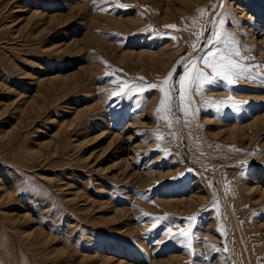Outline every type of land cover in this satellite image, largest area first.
<instances>
[{
  "label": "rangeland",
  "instance_id": "obj_1",
  "mask_svg": "<svg viewBox=\"0 0 264 264\" xmlns=\"http://www.w3.org/2000/svg\"><path fill=\"white\" fill-rule=\"evenodd\" d=\"M221 16L235 43L213 42ZM212 53L248 78L182 109L183 65L211 79ZM174 66L171 111L159 88L112 96ZM261 76L264 0H0V264H264ZM190 216L189 248L166 233Z\"/></svg>",
  "mask_w": 264,
  "mask_h": 264
},
{
  "label": "snow or ice",
  "instance_id": "obj_2",
  "mask_svg": "<svg viewBox=\"0 0 264 264\" xmlns=\"http://www.w3.org/2000/svg\"><path fill=\"white\" fill-rule=\"evenodd\" d=\"M94 7L96 6V0H93ZM118 7L120 8H126L128 6L123 4H118ZM97 10H101L97 8ZM202 14L204 10H201ZM214 24H216V32H215V40L214 43H218L223 35V38L227 42L235 43V39L232 33L228 32L225 28L226 24V18L221 16L218 21L214 20L212 21ZM168 28H175V25H167ZM201 33H198L197 35H200ZM216 53H212L211 56L202 57L203 64L205 68H210L214 76L210 79L208 74L200 69L196 68L195 64L196 61H191L190 63H185L183 65L184 67V73L179 76V79L177 81L179 85V92H180V102H181V108H184V101L187 98H190V91L192 88H196L199 90L202 82L207 81L208 83H213L215 80L219 79L222 81H226L229 85H232L235 83L236 79L240 78H248L245 73L247 69L240 64V62L233 58L232 54L228 55H220L219 59H215ZM235 57H240L241 52L239 48H237L234 52ZM244 59H254L249 57H244ZM257 67H260V65H257ZM175 72V66L173 70H171L168 73V76L161 82L160 85L157 84H136L133 82L125 81L122 79L114 78L111 82L114 84L119 85L120 87L118 89L112 90V96L113 97H120V96H126L128 93L133 92L134 90H137L139 92H143L144 89H157L159 88L160 92L162 93L161 96V102L160 107H158L157 111L158 113L161 110L166 109L167 111L172 110V91L175 85L171 84L170 81L172 80L173 74ZM110 75V74H109ZM252 79H256L257 77H251ZM261 79H264V76L259 77ZM140 80H144L143 77L139 78ZM231 100V98H230ZM218 104H227L225 101H219L215 102ZM247 102H235L232 101L230 107L233 109L239 111L244 104ZM217 111H220L218 108ZM160 138V137H158ZM254 155V154H253ZM244 164H247V162H243ZM154 222L159 221L160 217L153 218ZM167 219V217H165ZM187 220V228L181 229L179 233H172L171 228L167 230L166 234H169V238H175L177 235L180 237L186 239L188 241L189 248L191 247L192 242V235L191 230L195 227V222L197 221V216H190L185 218Z\"/></svg>",
  "mask_w": 264,
  "mask_h": 264
},
{
  "label": "bare ground",
  "instance_id": "obj_3",
  "mask_svg": "<svg viewBox=\"0 0 264 264\" xmlns=\"http://www.w3.org/2000/svg\"><path fill=\"white\" fill-rule=\"evenodd\" d=\"M151 58H149L148 60H150ZM258 119V118H257ZM257 119L255 118L253 121H252V125H251V127H255L256 125V122H257ZM208 124H210V123H208ZM243 129V126H242V124L241 125H237V124H234V125H232L231 127H228L227 129L230 131V134H231V136L232 137H234L235 135H236V132L238 131V129ZM245 128V127H244ZM250 181H252L251 180V178H250V176H249V178H248ZM244 185H246V184H244ZM244 189L246 190V191H249L250 193H251V191L253 190V188L252 187H248V186H245L244 187ZM255 190V189H254ZM258 191V190H257ZM256 192V191H255ZM199 198H201V197H199ZM171 204V202H167L166 203V206H169V207H171L172 205H170Z\"/></svg>",
  "mask_w": 264,
  "mask_h": 264
}]
</instances>
